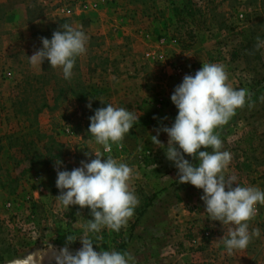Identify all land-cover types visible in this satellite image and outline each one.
<instances>
[{"label":"rangeland","instance_id":"1","mask_svg":"<svg viewBox=\"0 0 264 264\" xmlns=\"http://www.w3.org/2000/svg\"><path fill=\"white\" fill-rule=\"evenodd\" d=\"M187 1L191 9L200 2L197 9L205 15L173 13L169 29L161 30L160 22L152 29L145 24L157 0H103L91 11L78 10L74 0H0V264H14L44 246H68L73 253L82 247L79 240L67 244V236H82L90 209L57 201L54 165L60 160V170L71 171L103 153L88 129L89 117L107 104L140 116L123 141L112 144L122 147L113 158L139 172L130 182L139 204L118 233L104 228L96 234V251L116 250L123 239L120 252L134 257L129 264H264V205H257L249 221V231L259 229L260 235L229 254L220 238L232 225L198 214L204 202L192 195L194 186L178 183V170L151 140L155 129L171 127L178 114L170 99L174 68L202 67L189 52L199 40L198 25L207 28L213 41L208 62L224 65L228 83L248 89L253 105L238 109L223 129L222 150L250 157V164L238 168L232 158L227 173L241 186L264 190V46L255 47L257 37L264 41V0ZM39 18L46 30L33 32L28 26ZM63 24L88 37L71 79L47 60L40 68L28 58L42 48L41 37L50 40ZM158 139L166 148L167 134ZM148 183L154 192L141 201ZM43 264L56 262L52 256Z\"/></svg>","mask_w":264,"mask_h":264},{"label":"clouds","instance_id":"2","mask_svg":"<svg viewBox=\"0 0 264 264\" xmlns=\"http://www.w3.org/2000/svg\"><path fill=\"white\" fill-rule=\"evenodd\" d=\"M256 39L255 47L258 50L264 46V41L259 37ZM40 40L42 48L28 56L31 65L41 68L47 60L50 67L62 69L64 79H71L76 58L87 51L86 34L69 24H63L60 30L53 32L50 40L45 37ZM228 79L224 65L219 63H203L194 75L186 74L170 97L178 110L174 122L171 127L161 125L155 129L157 134L151 136V140L155 146L164 148L166 158L178 170V183H188L203 190L201 200L209 220L232 225L227 236L220 238L231 254L234 250L245 249L254 236L260 235L259 229L249 231V221L256 216L257 205H264V190L257 186H241L235 175L225 174L232 154L222 150L223 141L219 130L246 103L249 107L253 106L250 103V91L234 88ZM87 107L91 109V102ZM139 117L126 108L114 107L112 104L96 109L95 114L89 117L88 132L103 147V153L108 155L105 157L103 153L95 152L94 159L81 161V166L71 171H61L62 161H56V187L60 190L57 201L65 208L72 205L88 208L92 216L79 239L67 236V244L79 240L82 247L75 253L68 246L54 252L56 264L134 262V257L128 252L94 250L90 233L99 234L104 228L118 233L133 217L139 204L130 184L134 178H139V172H134L127 163L111 155L112 144L122 142L134 123L139 122ZM161 132L169 138L166 148L158 139ZM91 154L85 153L86 156ZM185 155L198 163L185 159ZM96 239L101 237L96 235ZM33 260V256H28L24 264Z\"/></svg>","mask_w":264,"mask_h":264},{"label":"crops","instance_id":"3","mask_svg":"<svg viewBox=\"0 0 264 264\" xmlns=\"http://www.w3.org/2000/svg\"><path fill=\"white\" fill-rule=\"evenodd\" d=\"M178 2L179 3H177V4H173L172 0H157V4L156 5L153 4L155 8H153V10H151V12H152L151 19L149 21H147L145 24H148L149 27L152 29V28H154L156 26V24H155L156 22L157 23L160 22L159 23L160 27H158V28L161 29V30H166V29H169V28H167V26L170 24V19H171L173 13H176L178 18L180 16L184 17V16H188L189 14L191 15V12H194V15L199 12L198 14H199L200 17L205 15V11H201V9L200 10L197 9V5H200V2H199V4L192 5V6H194L193 7L194 9L190 8V5L193 4V3H190L187 0H180ZM188 2H189V4H188ZM137 12L139 13V8H138ZM91 15L92 14L87 15V17L91 16ZM196 16H194V17H196ZM85 18H83V19H85ZM44 22L45 21H44L43 18H39L38 20L30 23V25L28 27L33 32L34 31H41L42 32V31L46 30L45 29L46 24H44ZM79 22H81V21L78 19V23ZM205 29H207V28H205ZM205 29L198 25V31H199L198 37H199V40L196 41V43L194 44V46H192V48H191V50L189 52L190 56L192 57V59L194 61L200 63L201 65L203 63H209L208 60H207V56H209L210 53H212V48H213V45H212L213 41L207 38V33L205 32L206 31ZM12 33L14 34V32H12ZM224 127L225 126H223V128L219 130L220 138H226V136H227V135L225 136V133H223ZM231 133L232 132H230V134ZM246 133L247 132H245V134ZM224 143H226V142H224ZM201 150H205V149L202 148ZM208 151L211 152V149H208ZM245 151H246V149H245ZM232 156H233L232 158H234L235 161H236V167L237 168H238L239 165L246 166V165L250 164V157L247 156L246 152H244V153H240L239 152V153H236V154L234 153ZM187 159L190 162L194 163V164L198 163V161L193 160L192 157L188 156ZM155 164L156 163L153 161L152 165L154 166ZM149 165H151V164H149ZM227 172H231V171L230 170L226 171L225 174L229 175ZM241 180H243V179H241ZM237 183H239L238 180H237ZM151 189H152V185L150 183H148L146 185V191L145 192L142 191V194L140 193V200L141 201H144L146 196H151V194L154 192ZM185 191L186 190L184 189L183 192H185ZM191 192H194V194H192V195L198 197L199 199H201V196L203 195V190L202 189H197L196 187H194L191 190ZM205 210L206 209H205V204H204V207L202 209H200L198 214L200 215V214L204 213Z\"/></svg>","mask_w":264,"mask_h":264},{"label":"built area","instance_id":"4","mask_svg":"<svg viewBox=\"0 0 264 264\" xmlns=\"http://www.w3.org/2000/svg\"><path fill=\"white\" fill-rule=\"evenodd\" d=\"M77 2L76 7L78 10L80 11H91V10H98L100 4L103 2V0H74ZM146 56L149 57L151 56L150 52L146 53ZM198 70V68L196 66H184V65H177L174 68V75H175V79L177 81V83L174 85V89L177 85H179L184 76L186 74L188 75H194L195 72ZM122 150L121 146H112V152L111 155L116 153V154H120ZM205 236L209 235V232H205L204 233Z\"/></svg>","mask_w":264,"mask_h":264},{"label":"water","instance_id":"5","mask_svg":"<svg viewBox=\"0 0 264 264\" xmlns=\"http://www.w3.org/2000/svg\"><path fill=\"white\" fill-rule=\"evenodd\" d=\"M53 251H56V250L50 248L48 250H41L38 252H34L33 254L30 255V256L34 257V260L30 261L29 264H43V261H45L46 259L51 258L53 256L52 255ZM41 257H42V259H41ZM26 258L19 260V261L15 262L14 264H24Z\"/></svg>","mask_w":264,"mask_h":264},{"label":"trees","instance_id":"6","mask_svg":"<svg viewBox=\"0 0 264 264\" xmlns=\"http://www.w3.org/2000/svg\"><path fill=\"white\" fill-rule=\"evenodd\" d=\"M53 26H55V25H51V26L47 29V32H50V31L52 30ZM261 81H262V83H264V75H263V77L261 78ZM145 201H146V200H145ZM144 205H146V204H144ZM90 236H91L92 239H93V243H94L93 247H94V250H96L97 245H98L100 239H99V240L96 239V234H91V233H90ZM96 244H97V245H96ZM116 245H117V247H116V251H120L121 249H124V248H125V241L122 239L121 242L119 241Z\"/></svg>","mask_w":264,"mask_h":264},{"label":"flooded vegetation","instance_id":"7","mask_svg":"<svg viewBox=\"0 0 264 264\" xmlns=\"http://www.w3.org/2000/svg\"><path fill=\"white\" fill-rule=\"evenodd\" d=\"M55 249L56 251H58L59 249L57 248V247H54V246H52V247H50V246H44V247H42V249L41 250H48V249Z\"/></svg>","mask_w":264,"mask_h":264}]
</instances>
